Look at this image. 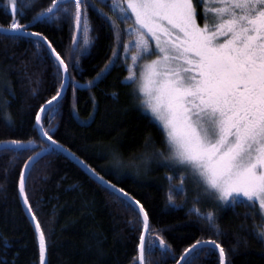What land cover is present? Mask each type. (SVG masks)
Masks as SVG:
<instances>
[{
	"label": "trees",
	"instance_id": "1",
	"mask_svg": "<svg viewBox=\"0 0 264 264\" xmlns=\"http://www.w3.org/2000/svg\"><path fill=\"white\" fill-rule=\"evenodd\" d=\"M50 2L32 0L29 5V0H18L16 18L28 24ZM107 5L91 0V42L83 55L78 46L72 50L73 27L67 18L45 19L28 27V32L47 37L66 63L74 65L64 96L44 114L43 127L53 140L144 206L152 229L149 237L156 245L146 254L149 264H176L184 249L197 240L220 243L228 252L227 264H264L257 208L241 203L222 210L199 205L194 191L172 194L168 177L177 173L171 169L156 166L138 173L127 163L141 156L155 159L152 154L164 148V137L140 107L134 85L125 82L123 63L117 60L88 87L112 55V31L97 11L113 15ZM12 18L0 0V27L7 28ZM59 85L56 61L42 42L37 46L35 38L0 32V143L19 140L40 145L0 150V264H40L37 234L20 199L19 179L28 157L47 144L34 128L35 113ZM169 194L174 204L169 203ZM26 195L46 236L47 264H137L142 230L138 211L59 150L43 154L29 168ZM193 206L205 214L213 212L218 227L190 213ZM158 237L171 251L160 249ZM190 260L191 264H219V254L205 247Z\"/></svg>",
	"mask_w": 264,
	"mask_h": 264
},
{
	"label": "snow or ice",
	"instance_id": "2",
	"mask_svg": "<svg viewBox=\"0 0 264 264\" xmlns=\"http://www.w3.org/2000/svg\"><path fill=\"white\" fill-rule=\"evenodd\" d=\"M7 2L13 18L2 30L35 37L37 46L41 41L47 44L57 62L60 77L56 94L41 104L35 113L34 128L48 143L28 157L19 179L20 196L35 224L40 264H47L46 236L26 195L28 169L43 154L62 149L49 135V130H45L42 121L44 114L63 95L74 65L66 63L42 33L27 29L37 21L59 20L61 15L58 14H62L70 19L73 27V52L81 38L87 47L92 31L88 17L91 0H51L28 24L20 23L16 18L18 0ZM31 2L29 0V5ZM104 2L113 15L102 9L97 11L112 31V55L93 81L88 82V87L110 71L117 60H123L127 71L125 82L135 85L133 94L140 107L163 133L164 148L157 149L152 155L159 156L171 170H182L180 184L174 190L185 192L184 183L190 176L197 202L203 195L221 204L241 203L258 208V214L264 220V0ZM125 35L126 40L123 39ZM72 84L75 90V80ZM30 147L40 145L33 141L25 145L19 140L0 144V148L17 151ZM89 170L105 183L94 169ZM173 178L168 177L169 180ZM108 187L128 199L129 207L134 203L133 211L138 208L142 230L135 259L137 264H149L146 254L156 246L155 240L149 237L152 231L149 214L140 201H132L123 189H116L110 182ZM168 200L173 203L171 194ZM190 213L206 219L210 226L218 227L213 212L205 214L193 206ZM259 229L258 238L264 239V224ZM157 239L161 250L171 251L164 239ZM208 246L218 250L219 264H227L228 252L216 240L195 241L184 249L177 264H191L190 257Z\"/></svg>",
	"mask_w": 264,
	"mask_h": 264
},
{
	"label": "rangeland",
	"instance_id": "3",
	"mask_svg": "<svg viewBox=\"0 0 264 264\" xmlns=\"http://www.w3.org/2000/svg\"><path fill=\"white\" fill-rule=\"evenodd\" d=\"M97 2L100 4V5H105V2L104 0H97ZM111 2V0H110ZM4 4L6 6V8L9 9V11L11 12V8L10 6L8 5V2L7 0H4ZM110 4V3H109ZM108 6V5H107ZM109 7V6H108ZM110 8V7H109ZM12 13V12H11ZM58 15H61V19H64V18H67L68 20H70L68 17L66 16H63L62 14H58ZM53 20H56V19H53ZM51 20V21H53ZM121 27H123V25H121ZM123 39L126 40L128 39V37L125 35L123 36ZM78 46V52L80 55H83L84 53L87 52V50L89 49V46L90 44L87 46V47H84V44H83V39L81 38L79 44L77 45ZM121 52H123V48L121 50ZM128 55L130 56L131 53H128ZM119 63H123V60H118ZM143 63V62H142ZM125 65V64H124ZM134 85V84H133ZM135 87V85H134ZM127 163H129L130 165H132V168L134 169H137V172L140 173L142 172V170H148V168H154L156 166H164L166 168H169L171 169L169 166H166V162L163 161L159 156H156L155 159H151L150 156L149 157H143L141 156L140 158L138 159H133L131 161H128ZM128 164V165H129ZM120 165V163L118 162L117 163V166ZM172 172H176L177 173V176L174 177V175L172 177H174L173 179L170 180V186H171V189H172V194L175 195L177 191H175V186L179 185L180 184V179H181V171L180 169H177L175 171L171 170ZM170 176V175H169ZM184 187H185V192L186 190H191V191H194L196 194V190L194 188V184H193V181L191 179V177L189 176L187 180H185V183H184ZM184 192V193H185ZM182 194V192H179ZM171 194V195H172ZM182 198V196H181ZM199 205H209L210 207L212 208H216L217 210H222L223 208H225L227 205H230V204H221L219 203L218 201L212 199V198H209V197H206V196H203L201 195L200 198H199V201H198ZM174 204V203H173ZM258 209V208H257ZM261 219V218H260ZM262 224H264V220H261Z\"/></svg>",
	"mask_w": 264,
	"mask_h": 264
},
{
	"label": "water",
	"instance_id": "4",
	"mask_svg": "<svg viewBox=\"0 0 264 264\" xmlns=\"http://www.w3.org/2000/svg\"><path fill=\"white\" fill-rule=\"evenodd\" d=\"M2 29H4L3 27H0V32H3V33H5ZM13 34V33H12ZM29 37H31V36H29ZM32 38H35V37H32ZM35 39H37V38H35ZM45 46H46V48H47V44H45L43 41H41ZM48 49V48H47ZM48 51H49V53L51 54V50L50 49H48ZM51 56H52V54H51ZM53 57V56H52ZM54 58V57H53ZM55 60V59H54ZM57 63V62H56ZM67 86H68V83L66 84V86H65V88H64V90H63V95L59 98V100L58 101H60L62 98H63V96H64V93H65V91H66V88H67ZM57 103V102H56ZM56 103H54V104H56ZM54 128H55V126H54ZM53 128V129H54ZM52 129V130H53ZM51 130V131H52ZM46 141V140H45ZM47 142V141H46ZM48 143V142H47ZM0 144H3V143H0ZM60 145V144H59ZM62 146V145H61ZM1 149H3V148H0V150ZM57 150H59L60 152H62L65 156H67L69 159H71L78 167H80L82 170H84L91 178H93L97 183H99V184H101L102 186H104L105 188H107V189H109V190H111L112 191V189L111 188H109L108 187V182H110V181H108L107 179H105L104 177V181H105V183H102L99 179H97V176L96 175H93V172L92 171H90L89 169H92L89 165H87L82 159H80V158H78L75 154H73L72 152H70L68 149H66V148H64L63 146H62V149H57ZM69 153H72L73 155H70ZM80 161H83V163H80ZM34 163V162H33ZM33 163H32V165H33ZM29 170V169H28ZM95 173H97L96 171H95ZM98 174V173H97ZM99 176H101L100 174H98ZM111 184H113L112 182H110ZM113 185H115V184H113ZM116 186V185H115ZM116 189H120L119 187H117L116 186ZM113 192V191H112ZM114 193H116L117 195H119L121 198H123L124 200H126L127 202H129V200L128 199H126L121 193H119L118 191L117 192H114ZM19 195H20V192H19ZM128 197L129 198H132V201H135L136 199H134L132 196H130L129 194H128ZM20 199H21V202H22V205H23V208L25 209V211H26V213H27V215H28V217H29V219H30V222H31V224L34 226V228H35V224H34V222L32 221V219H31V213H29L28 212V210H27V206H25L24 205V203H23V199H22V197L20 196ZM133 206L135 207V205H134V203H133ZM137 211H138V208L136 209ZM141 219H142V217H141ZM208 247H211V246H208ZM212 248V247H211ZM214 249V248H213ZM215 250V249H214ZM217 252H218V250H216ZM183 254V253H182ZM219 254V253H218ZM181 257V256H180ZM180 259V258H179ZM178 259V260H179ZM176 264H177V262H176Z\"/></svg>",
	"mask_w": 264,
	"mask_h": 264
}]
</instances>
